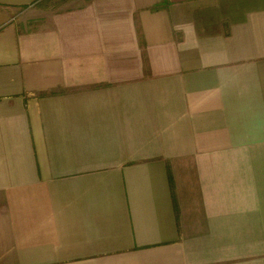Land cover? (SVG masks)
<instances>
[{"label":"crops","instance_id":"0c3cea01","mask_svg":"<svg viewBox=\"0 0 264 264\" xmlns=\"http://www.w3.org/2000/svg\"><path fill=\"white\" fill-rule=\"evenodd\" d=\"M0 264H264V0H0Z\"/></svg>","mask_w":264,"mask_h":264}]
</instances>
